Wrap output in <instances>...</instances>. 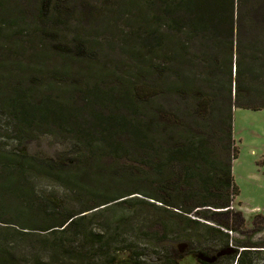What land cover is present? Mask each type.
<instances>
[{
	"label": "trees",
	"instance_id": "16d2710c",
	"mask_svg": "<svg viewBox=\"0 0 264 264\" xmlns=\"http://www.w3.org/2000/svg\"><path fill=\"white\" fill-rule=\"evenodd\" d=\"M262 4L264 0H0V111L14 133L12 138L0 127V140L24 144L51 135L74 146L73 157L59 162L0 151V195L23 201L37 214L47 212L33 189L21 186L30 172L59 182L80 204L31 224L21 212H2L19 227H13L16 236L10 229L0 235V264H144L139 254H94L98 246L115 243L117 231L87 227L82 233L86 241L78 248L62 237L82 228L89 215L124 205L134 194L154 200H144L152 206L160 202L161 209L177 216L187 217L200 207L228 212L238 195L232 173L238 155L227 154L235 149L232 108L264 110ZM193 48L203 49L200 62ZM107 49H119L134 65L109 62L103 55ZM187 61L199 63L201 75L195 78L194 71L193 78L164 81L172 64ZM233 83L236 100L223 123V160L207 145L209 139L197 135L200 123L188 125L167 103L174 97L191 102L192 115L202 118L215 112L220 94L227 92L232 101ZM211 136H220L222 144L220 130ZM108 160L149 166L160 177L161 194L112 190L114 169L104 165ZM201 163L207 168L202 170ZM30 230L55 236L44 245L45 256L33 245L28 251L20 247ZM85 245L91 249L83 250ZM72 253L77 256L68 255Z\"/></svg>",
	"mask_w": 264,
	"mask_h": 264
},
{
	"label": "rangeland",
	"instance_id": "374dc122",
	"mask_svg": "<svg viewBox=\"0 0 264 264\" xmlns=\"http://www.w3.org/2000/svg\"><path fill=\"white\" fill-rule=\"evenodd\" d=\"M259 15L260 19H264V4L260 7ZM260 35L262 40L260 46L264 51V33ZM112 50L107 49L106 52H103V55H108L109 62H118L125 67L134 65L131 59L122 54L119 49ZM200 50L198 51V48L191 50L193 55L198 56V62H200L199 57L203 55ZM199 67V63L193 66L188 61L174 63L169 67V70L164 72V81L172 79L177 82L178 77L182 76L193 78L194 71L196 78L202 73V69ZM261 79L264 82V77ZM232 89V101H229L227 92L220 94L216 99L215 112L211 115L206 113L198 119L192 115L194 111L191 102L187 104L181 98L180 100L174 97L167 103V109L178 116L177 118L184 119L188 125L195 126L196 122L200 123L199 129H202L196 131L197 135H201L204 140L209 139L210 141L206 142L207 145L209 144V147L217 150V155H220L223 160L226 157L224 154L226 144L223 142L226 126L223 123L229 114V108L235 104L234 83ZM232 111L235 149L226 153L231 156L238 155L232 166L238 195L233 198L232 207L228 212L216 213V211L222 212L223 210L200 207L187 217L185 215L177 216L175 213L161 209L163 207L160 206V202H155L157 206H152V203L150 205L144 201L146 198L142 194H134L127 197L132 199H129L128 203L124 205L100 210L94 216L89 215L90 217L82 228H77L62 236L64 241L68 242L69 246L78 248L86 241L83 239L82 233L85 228L89 227L92 232L117 231L118 237H112L115 243L95 248L97 251L94 254L97 256L115 253L116 256L133 258L139 254V260L144 264H197V258L191 255L200 254L204 259H207L208 263L211 260L212 264H237L238 260L241 261L239 264H264V110L255 111L233 107ZM9 123L8 116L0 111V127H6L9 136L13 138L14 133L11 132ZM219 130L222 135V144L219 141L221 140L220 136H211L212 132L219 133ZM0 147L1 152L15 150L20 154L29 153L46 162H59L66 157L72 158L74 152L71 141L51 135H41L36 140L24 144L14 142L13 139H1ZM105 163L104 165L108 168L114 169L112 183L110 182L112 190L126 194L134 193L136 189L142 188L153 194H161L159 190L161 183H158L160 177H156V173L154 170H150L149 166L138 167L130 160L116 162L108 160ZM202 166V170L207 168V165ZM202 170H200L201 173L206 172ZM1 171L0 165V173ZM193 184L195 187L196 182ZM21 186L24 189L31 187L36 196L41 199L40 203L46 204L43 207L48 211L44 213L38 211L40 213L37 214V210L25 208L23 201L8 200L0 195L2 196L0 216L2 212H10L15 215L21 212L20 217L28 220L30 224L31 222L40 223L47 219L49 214L56 217L73 206L75 209L80 206L73 199L70 190L50 177L29 172ZM198 191L204 194L203 191L199 189ZM146 200L154 202L151 199ZM3 216H5H1L3 221L0 220V235L5 234V229L6 231L10 229L11 234L16 236L18 233L15 231V234L12 230L13 227L18 226L15 224L17 222L12 221L13 217ZM6 221H10L12 224L8 226L3 223ZM25 237L24 241L20 242L22 250L28 251L29 245H33V248L42 256L47 254L42 251L44 245L55 239L51 233L32 230ZM90 249L91 245H85L83 250ZM36 250L32 249V251ZM68 255L77 256V253Z\"/></svg>",
	"mask_w": 264,
	"mask_h": 264
},
{
	"label": "flooded vegetation",
	"instance_id": "af4514ba",
	"mask_svg": "<svg viewBox=\"0 0 264 264\" xmlns=\"http://www.w3.org/2000/svg\"><path fill=\"white\" fill-rule=\"evenodd\" d=\"M191 256H194L197 258V264H212L211 260H209L210 263H208L207 259H204V257L201 256L200 254H198V255L192 254Z\"/></svg>",
	"mask_w": 264,
	"mask_h": 264
}]
</instances>
